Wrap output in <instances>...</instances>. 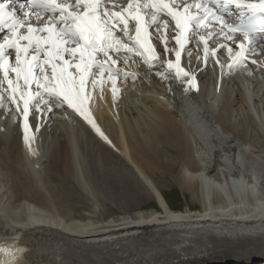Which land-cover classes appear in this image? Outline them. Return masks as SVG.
<instances>
[{
    "label": "bare ground",
    "instance_id": "6f19581e",
    "mask_svg": "<svg viewBox=\"0 0 264 264\" xmlns=\"http://www.w3.org/2000/svg\"><path fill=\"white\" fill-rule=\"evenodd\" d=\"M189 51L201 79L190 97L132 62L115 96L111 84L95 92L111 143L62 108L28 158L1 110L0 235L44 223L43 264H264V68L200 69ZM119 171L160 208L106 218L105 202L129 199L110 188L125 181ZM156 172L201 208L172 209Z\"/></svg>",
    "mask_w": 264,
    "mask_h": 264
},
{
    "label": "snow or ice",
    "instance_id": "6c2138e0",
    "mask_svg": "<svg viewBox=\"0 0 264 264\" xmlns=\"http://www.w3.org/2000/svg\"><path fill=\"white\" fill-rule=\"evenodd\" d=\"M233 7L238 11L233 13ZM129 20L135 21L134 40L119 34L127 33ZM218 37L231 44L219 43ZM153 40L162 44L164 54L174 52L175 60H161ZM172 40L178 48L168 47ZM210 40L228 53L230 69L249 63L264 68V62L249 60L264 53V0H127L125 5L114 0H0V109L7 102L22 115L26 145L34 138L29 135L30 108L42 123L41 118L67 106L108 140L88 111L86 90L102 84L107 72L115 96L120 70L114 66L122 52L138 55L149 68L177 69L175 78L188 85V93L198 82L180 67L182 53L187 44L195 41L199 49L203 42L198 61L215 58L218 49L209 48ZM192 54L187 53L189 59ZM215 63L223 67L219 59ZM157 74L171 79L165 72ZM26 251L16 244L0 246V264H28Z\"/></svg>",
    "mask_w": 264,
    "mask_h": 264
},
{
    "label": "rangeland",
    "instance_id": "374dc122",
    "mask_svg": "<svg viewBox=\"0 0 264 264\" xmlns=\"http://www.w3.org/2000/svg\"><path fill=\"white\" fill-rule=\"evenodd\" d=\"M174 170H177V169H174ZM118 173L122 177H124L125 181L121 184L112 185L110 188L113 190V193L115 196L124 195L128 197L129 199L122 200L118 197V198H115L114 200H110L109 202H105V204L102 206V212L106 214V218H109V217L115 218L118 216L128 215L129 213H133L139 207L143 209H149V210L158 208L159 205L157 206L156 198L154 197L152 193L143 191L137 188L136 186L133 189V191L129 192L131 187L134 186L131 183V180H132L131 176H129L128 174L124 172H120V171ZM165 173L160 174L156 172L154 174H155V178L157 179V181L161 183L160 185H162L161 186L162 191L169 196L168 199H170L169 201L171 205L177 206V210H180V209L183 210L187 208L188 205H191L193 203L194 205L192 204L191 206L192 209L199 210L201 208V204L194 200L192 201L190 199V195L188 194V192H183L178 186L172 184L170 181L166 182L165 180L169 179L170 175L168 173L167 174ZM165 175L167 176L169 175V176L166 177ZM136 181L140 184L137 178H136ZM164 181L166 183H171V184L167 185ZM121 208H124V209H121Z\"/></svg>",
    "mask_w": 264,
    "mask_h": 264
}]
</instances>
